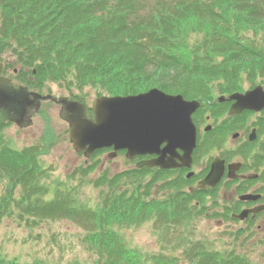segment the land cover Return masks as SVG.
<instances>
[{
  "label": "trees",
  "instance_id": "1",
  "mask_svg": "<svg viewBox=\"0 0 264 264\" xmlns=\"http://www.w3.org/2000/svg\"><path fill=\"white\" fill-rule=\"evenodd\" d=\"M0 54L30 89L59 84L71 98L86 101V88L117 96L159 87L200 100L194 118H204L216 95L264 85V0H0ZM3 127L0 222L19 216L34 226L68 218L82 227L78 238L95 255L93 264H256L247 253L217 250L202 240L181 255L131 246L123 228L149 220L184 224L206 210L170 184L157 187L156 172L147 180L145 167L96 179L105 189L94 208L65 187L48 197L42 157L49 145L16 149ZM98 162L73 175H88ZM215 209L212 217L219 216ZM0 264L59 263L22 261L0 250Z\"/></svg>",
  "mask_w": 264,
  "mask_h": 264
},
{
  "label": "rangeland",
  "instance_id": "2",
  "mask_svg": "<svg viewBox=\"0 0 264 264\" xmlns=\"http://www.w3.org/2000/svg\"><path fill=\"white\" fill-rule=\"evenodd\" d=\"M47 89L56 96L68 92L59 84H51ZM248 89L249 86H246L244 91ZM85 90L89 92L86 101L93 104L98 96L92 88ZM2 132L16 149L33 144H48V150L42 157L48 168V177L42 180L49 188L47 196L55 194L56 188L65 187L71 190L81 204L90 208L98 205L105 189L95 185L96 179L104 173L115 175L134 165L124 152L110 158L104 151L88 159V163L99 160L96 168L88 175L75 177L73 172L83 165L86 158L73 148L68 136V123L60 117V106L56 103H49L46 113L36 115L31 126L19 128L10 124ZM219 150L221 148L215 149L209 156L219 154ZM5 182L0 176V194ZM223 192H219V199ZM221 217L203 216L189 223L168 226H158L149 220L138 226L123 228L121 234L128 244L148 253L181 255L188 245L202 240L217 250L235 249L247 253L256 264H264V219L259 222L261 228L258 230L244 231L240 230L241 223L226 222V218ZM80 231L82 227L68 218L41 221L37 225L28 226L19 216H9L0 222V250L9 257L27 262L41 257L59 264H93L95 255L80 243Z\"/></svg>",
  "mask_w": 264,
  "mask_h": 264
},
{
  "label": "water",
  "instance_id": "3",
  "mask_svg": "<svg viewBox=\"0 0 264 264\" xmlns=\"http://www.w3.org/2000/svg\"><path fill=\"white\" fill-rule=\"evenodd\" d=\"M45 99H53V96L30 91L23 85L16 87L11 79L0 76V124L10 120L21 127L30 125L39 101ZM224 99L222 96L219 100ZM228 99L234 100L230 114L261 111L264 109V87L258 85L244 93L235 92ZM57 102L62 105L60 117L69 123L74 149L83 151L86 157L97 149L113 148L111 158L120 150H126L130 159L137 155H158L139 162L137 167L172 168L177 165V157L185 164L192 161L197 145L193 114L201 105L196 99L188 100L182 94H170L157 87L125 96L104 95L95 99L93 117L89 116L88 104L79 100L62 97ZM178 149L183 154L179 155ZM223 172L224 161L217 157L200 187H215ZM245 215L247 213L242 212L238 217L243 219Z\"/></svg>",
  "mask_w": 264,
  "mask_h": 264
},
{
  "label": "flooded vegetation",
  "instance_id": "4",
  "mask_svg": "<svg viewBox=\"0 0 264 264\" xmlns=\"http://www.w3.org/2000/svg\"><path fill=\"white\" fill-rule=\"evenodd\" d=\"M0 64V75L13 77L2 55H0ZM13 72L17 73V69L15 68ZM12 79L15 85L21 84L16 79ZM46 92L47 90L43 91ZM232 93L216 95L214 100L209 102L212 110L207 109L204 118L201 113L199 117L194 118L200 121L203 131L201 130L202 134L199 132L191 163L185 164L177 157L176 167H146V179L149 180L153 172H156L157 187L170 184L171 189L189 195L191 205H198L206 210L205 214L198 218L203 216L212 218L211 213L215 206L219 217L226 218V222L241 223L240 229L244 231H256L261 228L259 222L264 219V109L230 114L234 100L228 98ZM222 96L225 98L224 101L219 100ZM50 100L60 106L56 100ZM49 103V99L41 100L36 115L46 113ZM216 106L218 109H214ZM164 146L165 144L162 145ZM217 148H221L219 154L209 156V153ZM177 151L179 155L183 154L181 149ZM218 156L224 161L221 180L215 188L200 187V182L209 174L212 163ZM157 157L156 154H145L133 158L132 161L135 164L138 161ZM221 190L224 192L219 199ZM167 191L169 189L159 193L164 194ZM242 212H246L247 215L239 219L237 215ZM254 226L256 228H253Z\"/></svg>",
  "mask_w": 264,
  "mask_h": 264
}]
</instances>
